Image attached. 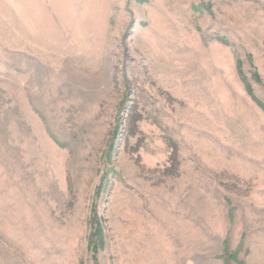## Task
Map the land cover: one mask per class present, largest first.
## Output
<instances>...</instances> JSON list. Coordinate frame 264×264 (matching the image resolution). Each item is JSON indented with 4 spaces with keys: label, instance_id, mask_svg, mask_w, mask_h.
I'll return each mask as SVG.
<instances>
[{
    "label": "rangeland",
    "instance_id": "374dc122",
    "mask_svg": "<svg viewBox=\"0 0 264 264\" xmlns=\"http://www.w3.org/2000/svg\"><path fill=\"white\" fill-rule=\"evenodd\" d=\"M229 252L264 264V0H0V264Z\"/></svg>",
    "mask_w": 264,
    "mask_h": 264
},
{
    "label": "trees",
    "instance_id": "16d2710c",
    "mask_svg": "<svg viewBox=\"0 0 264 264\" xmlns=\"http://www.w3.org/2000/svg\"><path fill=\"white\" fill-rule=\"evenodd\" d=\"M96 225H97V224H96ZM97 226H98V233H99V235L101 236V233H102V232H101V229L99 228V225H97ZM226 258H227V260H226V263H227V264L231 263L232 260H235V261L237 262V264H243L242 262H240V261L238 260L236 253H231V252H229V253L227 254Z\"/></svg>",
    "mask_w": 264,
    "mask_h": 264
}]
</instances>
